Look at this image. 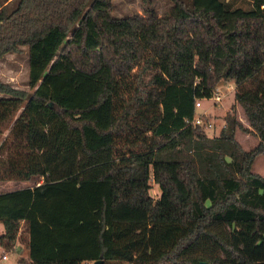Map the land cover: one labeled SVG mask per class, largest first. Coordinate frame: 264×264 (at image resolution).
Wrapping results in <instances>:
<instances>
[{
  "label": "trees",
  "instance_id": "1",
  "mask_svg": "<svg viewBox=\"0 0 264 264\" xmlns=\"http://www.w3.org/2000/svg\"><path fill=\"white\" fill-rule=\"evenodd\" d=\"M116 17L113 0L0 2V60L28 47L33 92L0 80V127L19 159L0 181V245L25 238L30 264H264V0H170ZM222 80L250 128L226 113L216 136L194 124L181 160L145 163L192 123ZM14 121V120H13ZM253 133L251 150L236 138ZM157 184L161 195L150 191ZM85 232L81 253L73 231Z\"/></svg>",
  "mask_w": 264,
  "mask_h": 264
},
{
  "label": "rangeland",
  "instance_id": "2",
  "mask_svg": "<svg viewBox=\"0 0 264 264\" xmlns=\"http://www.w3.org/2000/svg\"><path fill=\"white\" fill-rule=\"evenodd\" d=\"M5 0H0L3 2ZM243 3L244 0H238ZM248 1V0H247ZM11 6H14L17 0H10ZM114 11L113 15L116 17H127V16H146L149 12L146 9H155L159 15H164L170 11L172 2L170 0H113ZM22 51L18 53H8L3 59L0 60V80L12 85L14 88L24 90L28 93L33 92V89L29 86V56L28 47L21 46ZM234 82L222 80L218 83L216 87V93L222 96V101L215 104V99L202 100V106L197 109V116L201 115L202 123L207 122L206 133L209 136H216L220 129L225 124L224 117L226 113L232 108L233 105L236 106L237 118L242 122V124L250 128L248 120L244 114L242 107L235 102L234 97ZM215 93V94H216ZM9 98V96L0 93V100ZM13 111L14 117L12 121L7 123H2L0 127V160L6 161L8 159H19L18 152L20 149L17 148L18 141H15L11 131L14 126L15 119L21 114L22 108L10 109ZM195 123H193L194 125ZM193 125L190 128H193ZM179 135V134H178ZM184 136V135H183ZM181 138V143L172 142L171 144H165L161 152H153L146 155H140L136 158L135 162L140 170L138 177L143 176V170L145 163H151L156 160H164L168 158L170 160H181L187 155L186 138ZM237 140L240 142L242 147L246 150L253 149L259 142V139L250 132H245L238 130L236 135ZM169 143V142H168ZM168 145V146H167ZM160 148V149H161ZM253 171L264 176V155L256 158L253 164ZM34 182L26 181H0V193L15 191L18 189L33 187ZM151 195L158 199L161 195V190L157 184H153L150 191ZM4 233V226L0 223V236ZM71 241L77 244L76 248L72 250L74 253H81L83 246H78V244L87 243L88 238L85 236V232L73 231L71 233ZM16 247V248H15ZM2 253H5L9 257L8 261H3L5 263H16L17 258L21 259L24 264H29L28 260V250L25 243V238H19L17 243L10 250H5L0 245V257ZM2 263V262H0ZM92 261H87L85 264H93ZM17 264H22L18 263Z\"/></svg>",
  "mask_w": 264,
  "mask_h": 264
},
{
  "label": "crops",
  "instance_id": "3",
  "mask_svg": "<svg viewBox=\"0 0 264 264\" xmlns=\"http://www.w3.org/2000/svg\"><path fill=\"white\" fill-rule=\"evenodd\" d=\"M235 84V83H234ZM233 88H234V91H235V85L233 86ZM202 106V105H201ZM238 132V131H237ZM219 134V133H218ZM217 134V135H218ZM184 135V136H183ZM236 135H237V133H236ZM182 136L183 137H185L186 138V147H187V149H188V151H187V154L188 153H190L191 152V150H192V129L188 126V127H186L184 130H182L180 133H179V135L177 136V137H175L174 139H172L169 143H167L168 145L169 144H171L172 142H179V143H181V138H182ZM167 145V146H168ZM165 147L163 146V149H164ZM161 150H162V148L161 149H159L158 151H157V153L159 152H161ZM164 160H170V159H168V158H165ZM2 247V246H1ZM16 248V247H15ZM6 254L5 253H2V256L0 257V262H2V263H0V264H17V262L18 263H22V264H24L23 262H22V260L21 259H19V258H17V262L16 263H5V262H3V261H8L9 260V257L7 256V258H5L4 259V256H5ZM28 260H29V257H28ZM29 262V264H30V261H28Z\"/></svg>",
  "mask_w": 264,
  "mask_h": 264
},
{
  "label": "built area",
  "instance_id": "4",
  "mask_svg": "<svg viewBox=\"0 0 264 264\" xmlns=\"http://www.w3.org/2000/svg\"><path fill=\"white\" fill-rule=\"evenodd\" d=\"M213 98L215 99V104L220 103L222 101V96H220L218 93L214 94ZM201 101L202 100L197 101V103H196V107L197 108L201 107V105H202V102ZM201 119H202L201 115H198V116L196 115L194 121L189 124V127L192 126L193 123H195V124H201L202 123ZM5 258H7L6 255L4 256V259Z\"/></svg>",
  "mask_w": 264,
  "mask_h": 264
},
{
  "label": "water",
  "instance_id": "5",
  "mask_svg": "<svg viewBox=\"0 0 264 264\" xmlns=\"http://www.w3.org/2000/svg\"><path fill=\"white\" fill-rule=\"evenodd\" d=\"M93 264H102V260L95 261Z\"/></svg>",
  "mask_w": 264,
  "mask_h": 264
}]
</instances>
